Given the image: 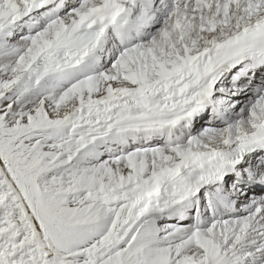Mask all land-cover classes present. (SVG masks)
<instances>
[{"label": "snow or ice", "instance_id": "snow-or-ice-1", "mask_svg": "<svg viewBox=\"0 0 264 264\" xmlns=\"http://www.w3.org/2000/svg\"><path fill=\"white\" fill-rule=\"evenodd\" d=\"M0 264H264V0H0Z\"/></svg>", "mask_w": 264, "mask_h": 264}]
</instances>
